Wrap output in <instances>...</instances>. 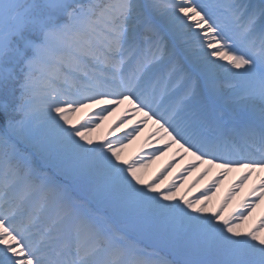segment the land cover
Here are the masks:
<instances>
[{
  "label": "snow or ice",
  "instance_id": "snow-or-ice-1",
  "mask_svg": "<svg viewBox=\"0 0 264 264\" xmlns=\"http://www.w3.org/2000/svg\"><path fill=\"white\" fill-rule=\"evenodd\" d=\"M262 205L264 0H0V264H264Z\"/></svg>",
  "mask_w": 264,
  "mask_h": 264
},
{
  "label": "bare ground",
  "instance_id": "bare-ground-1",
  "mask_svg": "<svg viewBox=\"0 0 264 264\" xmlns=\"http://www.w3.org/2000/svg\"><path fill=\"white\" fill-rule=\"evenodd\" d=\"M127 107H128L127 104L120 106V108H118L117 111L113 113V115L109 117L107 121H105L102 128L99 129L93 135V139L96 141H99L103 137L104 132L107 130L108 125L111 124L113 121H116L117 117H119L121 113L123 112V110ZM140 118L141 117H137L136 119L139 120ZM125 127H127V125ZM152 127H153L152 123L149 122L148 128L145 129L143 133H141L140 137H138L131 144H129L128 147L124 150L122 154L123 159H128L130 157H133L137 152L140 151L141 146L144 141V137L145 135H147L149 129H151ZM154 146L158 147L159 145H154ZM149 150L150 149L145 148L144 152H147ZM174 152H175V146L173 147L171 151L165 153L164 156H161L155 161H153L150 167L144 170L143 175H144L145 180L151 181L154 175L157 174L159 170H161L165 166L166 163H168L169 161H172L174 159L173 157ZM190 160H191V157H186L183 161H180L179 163H177L175 168L171 170V174L168 176L167 180H165L164 184L161 185V189H163L164 186L170 181H172L174 178L178 177L180 174L181 168L186 167L188 163L190 162ZM199 172L200 170L198 169L196 171H193L192 174L188 176L187 180H185L183 184L181 185L180 191L177 193V197H179L180 195H186L187 198L189 199L198 197L201 194V192L205 189V187L209 185L213 179L216 178L217 170L214 169L212 173H209L207 176L203 177V179H201L199 183L195 184V186L192 187L191 190L189 191V186L192 185L193 181L199 175ZM239 174H240L239 172H235V171L229 173V175L224 179L223 183L219 185V188L217 189L215 195L212 198V201L210 202L212 209H214L222 201L223 197L228 192L230 185L236 180ZM253 180H255V176L253 177ZM251 186H252V181H249V183L245 185V187L236 194V196L233 198V200L229 204V211L233 207H235V205L238 204L241 200H243L245 196H247ZM262 208H264V205H262ZM259 212H260V209H258L257 212L254 213L253 219H255L256 216L259 215ZM251 223H252V220L247 222L248 225H250Z\"/></svg>",
  "mask_w": 264,
  "mask_h": 264
}]
</instances>
